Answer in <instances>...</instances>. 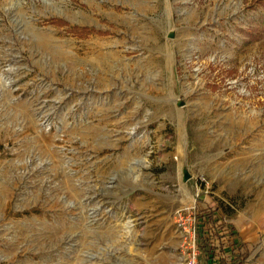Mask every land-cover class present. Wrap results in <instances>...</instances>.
Returning a JSON list of instances; mask_svg holds the SVG:
<instances>
[{"label": "rangeland", "instance_id": "rangeland-1", "mask_svg": "<svg viewBox=\"0 0 264 264\" xmlns=\"http://www.w3.org/2000/svg\"><path fill=\"white\" fill-rule=\"evenodd\" d=\"M200 192L264 264V0H0V264H175Z\"/></svg>", "mask_w": 264, "mask_h": 264}, {"label": "trees", "instance_id": "trees-1", "mask_svg": "<svg viewBox=\"0 0 264 264\" xmlns=\"http://www.w3.org/2000/svg\"><path fill=\"white\" fill-rule=\"evenodd\" d=\"M204 195V192L197 194L192 210L198 264H245L247 244L235 226L226 221L224 208L211 201L204 202Z\"/></svg>", "mask_w": 264, "mask_h": 264}, {"label": "built area", "instance_id": "built-area-1", "mask_svg": "<svg viewBox=\"0 0 264 264\" xmlns=\"http://www.w3.org/2000/svg\"><path fill=\"white\" fill-rule=\"evenodd\" d=\"M189 220H190L189 230H190V234L192 238L191 251L185 254L183 258H181L175 264H198L197 259H196L197 250L194 244V238H195L194 225L192 223V218L189 217Z\"/></svg>", "mask_w": 264, "mask_h": 264}]
</instances>
